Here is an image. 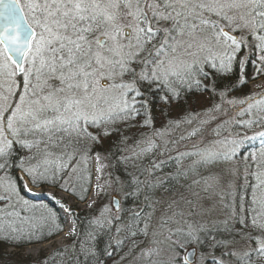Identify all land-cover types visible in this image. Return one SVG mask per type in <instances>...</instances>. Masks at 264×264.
I'll list each match as a JSON object with an SVG mask.
<instances>
[{
  "label": "snow or ice",
  "instance_id": "6c2138e0",
  "mask_svg": "<svg viewBox=\"0 0 264 264\" xmlns=\"http://www.w3.org/2000/svg\"><path fill=\"white\" fill-rule=\"evenodd\" d=\"M249 37L255 41L252 55L264 62V0H0V172L9 168L13 146L19 145L31 154L28 166H19L25 190L31 191L29 182L36 186L49 183L51 174L52 184L69 191L58 184L56 169L65 171L71 166L76 171L73 161L79 164L89 158L88 141L99 143L101 137L122 131L116 124L141 115L142 126H149L152 96L166 92L178 98L174 85L188 91L215 92V84L204 83L209 79L204 65L228 73L235 63L242 71L250 51ZM214 50H219V55H214ZM169 95L159 98L168 102ZM184 122L193 123L191 118ZM89 128H95L96 133ZM197 131L188 135L196 136ZM163 135L154 130L151 136H144L124 159L151 156L161 148L154 137ZM128 139L122 135L120 143ZM224 143H230L224 152L215 145L204 149L193 145L195 151L169 157L176 165L192 159L187 168L178 167L174 174L164 172L168 161L160 158L162 150L141 169L145 179L133 178L135 191L131 195L143 194L147 202V210H133V227L143 223L141 231L149 235L155 205L170 210L162 212L160 230H152L151 235L157 237L152 242L157 246L146 255L157 259L149 264H191L186 246L203 245L206 240L212 249L221 251L219 256H201V264L209 259L210 264L264 260V165H255L251 183L244 175L238 191L234 179L225 188L218 175H200L202 167L245 159L237 152L242 140ZM261 143L264 154V139ZM229 172L236 177V170ZM182 179L187 181L184 187L190 197L174 192L156 199L157 191L171 192ZM213 200L228 210L224 219L210 221L216 233L228 234L226 239L217 238L213 229L201 222L216 211ZM0 201L11 209H0V240L17 245L39 242L17 226L24 218L15 205L22 202L28 206L20 197V187L8 181ZM114 203L119 208V201ZM64 211L72 210L65 207ZM49 213L55 219V211L49 209ZM168 221L175 227H167Z\"/></svg>",
  "mask_w": 264,
  "mask_h": 264
},
{
  "label": "trees",
  "instance_id": "16d2710c",
  "mask_svg": "<svg viewBox=\"0 0 264 264\" xmlns=\"http://www.w3.org/2000/svg\"><path fill=\"white\" fill-rule=\"evenodd\" d=\"M255 41L249 37V55L244 63L242 71L238 69L235 63L228 73H221L204 65V71L209 73V79L204 80L205 84L209 86L215 84L216 90L203 91L193 89L188 91L184 86L179 84L174 85L179 92L178 98H172L166 92H158L151 98V120L152 123L145 127L142 126L144 116H137L135 120H129L126 123H118L115 127L120 128L121 132L113 133L111 136L101 137L99 143H92L88 141L91 151L88 153L90 163L87 174H82L74 177L69 176L71 166L65 170L60 171L56 169V180L58 184H63L69 191H65L57 184H52L51 174L49 175V183L40 186L32 185L36 188L47 185L56 190L67 193L77 203H85L91 193L92 188V158L98 157L106 167L105 178L108 182L116 185H123L125 197L123 199L122 208L119 212L120 218L110 217L106 213H99L96 209L81 210L76 206L69 207L72 211V217L75 223V231L69 239V244L60 247L48 255L41 256L33 262L27 260L23 264H114L119 260L130 248L135 240L141 237V227L143 223L138 222V227L132 226V212L146 209V201L144 195L137 193L131 195L135 191L133 183L134 177L145 179L141 175V169L148 166L149 160L156 159L160 151H164V155L160 157L168 161V167L164 169L165 173H175L178 167L187 168L192 163V159H184L182 165H176L169 157L177 156V143L184 144L188 148L189 141L200 139L199 149L212 147L224 152L230 147V143H224L231 140H242V145L237 149L240 156L245 159L236 158L232 161L222 162L217 165H209L199 169L200 175H218L220 179L235 180L237 191L241 184H244L242 177L248 175L249 183L253 181L251 173L256 171L255 165H264V154L261 153L262 139L264 133V86L256 92L250 88V83L256 80L264 79V62L252 55L254 51L251 46ZM239 58V57H238ZM259 70V74L257 71ZM223 93V95H222ZM169 95L168 102L161 100L159 97ZM233 101V103H229ZM243 101V102H241ZM165 105V108L163 107ZM251 105V108H249ZM215 106V111H210ZM154 115H158L154 118ZM190 116L192 125L179 121L177 127L178 117ZM153 117V118H152ZM176 118L177 121L168 122L173 126L170 134L154 137L156 143L161 145V148L156 149L151 156H144L138 160H125L124 157L129 155V148L134 147L136 141L142 139L144 136H151L154 130H158L160 125H164L169 120ZM134 125L128 127V125ZM196 127V136H189L190 132L181 131L184 128ZM97 131L95 128H89ZM146 129V130H145ZM141 130H145L141 131ZM127 136L129 139L126 143L121 144V136ZM170 135V136H169ZM185 136V139H180ZM13 156L11 164L6 171L0 172V177L4 176L6 181L14 182L20 187V197L28 201L27 207H19L15 205L16 211L20 212L23 217V222L17 223L25 234L32 233L39 242L24 241L22 244H13L0 240V258L3 257L2 251L8 247L21 249L26 246L38 243L48 242L60 236L66 227V221L59 209L52 203L51 200L33 199L28 196L25 189L21 186L19 180V173L21 163L23 165L29 164L30 153L27 150L20 149L19 145H14ZM186 150V149H183ZM192 151V150H190ZM180 153V152H178ZM253 156L255 157L253 159ZM34 163V162H33ZM55 168V166H52ZM229 169H234L237 172L236 177H233ZM198 178V177H193ZM3 180H0V185ZM187 181L181 180L179 185L173 187L174 192H185L184 185ZM228 185V182H227ZM226 185V186H227ZM226 187L225 185H223ZM227 188V187H226ZM142 192L147 193V189L140 185ZM199 191V189H196ZM157 191L156 193H158ZM184 193V194H185ZM190 194V193H188ZM157 195V194H156ZM83 197V198H81ZM38 201V202H37ZM64 206L66 204L62 201ZM239 196L236 197V211L239 212ZM248 199H245V215H247ZM52 209L56 213L55 219L49 213ZM225 211L228 212L226 209ZM113 216V215H112ZM57 225L60 229H57ZM240 227L239 224L236 225ZM213 232L217 238H228L227 233H216L214 227ZM136 231L137 235L132 236L131 232ZM248 231H252L251 228ZM51 233V234H50ZM255 234V233H254ZM117 241H123L122 244H117ZM210 241L206 240L203 245L197 243H190L192 247H197L198 257L203 254L212 253L219 256L220 249H212ZM186 246V247H187ZM255 247V244H252ZM107 253H111L108 255ZM204 264H210V259L206 260ZM256 264H264V260H257Z\"/></svg>",
  "mask_w": 264,
  "mask_h": 264
},
{
  "label": "rangeland",
  "instance_id": "374dc122",
  "mask_svg": "<svg viewBox=\"0 0 264 264\" xmlns=\"http://www.w3.org/2000/svg\"><path fill=\"white\" fill-rule=\"evenodd\" d=\"M213 54L219 55V50H214ZM262 86H264V79L256 80L250 83V88L253 92H256ZM163 107L165 108V105H163ZM157 116L158 115H154V118H156ZM188 118H191V117L190 116H187L184 118L178 117L177 119H178V122L182 120L184 122ZM177 119L173 118L172 121L169 120L167 121L166 124L160 125L158 130L161 132H164V135L170 134L172 132L171 128L173 126L171 125V123L168 124V122H174V121H177ZM165 128H167L166 132L164 131ZM195 128L196 127L190 126L189 128H184L181 131L191 132L193 130H196ZM90 130L93 134L96 133L95 130L93 129H90ZM145 130H141V131L146 132ZM162 138L164 139V136H162ZM177 144H178L177 151L180 153L190 151V150L195 151L196 148H200V146L202 145V143L200 144V139H195V141L190 140L188 143V148L184 147L185 146L184 144L186 143H177ZM193 145H196V148H194ZM183 149H186V150H183ZM178 152L176 153L178 154ZM89 163H90V157L86 159L85 161L80 162L79 164H76V162L73 161V164L76 166V171H72V168H71V170H69L68 178L71 177L70 175H73L74 177H76L78 175H82L85 173L87 174ZM24 166H27V164H25ZM106 172H107L106 167L103 164V162L98 157L94 156L92 158V188H91V193L89 195V198L85 203H77L67 193L56 190L55 188L49 187L47 185L36 188L31 184V182H29L28 188H30L31 191L25 190L28 196L33 199H43L46 197L47 200H51L52 203L56 205V207L62 213L63 217L65 218L66 225H68L70 221L72 222V229L66 232V228H65V231L60 236L48 242L32 244V245L26 246L21 249H16L13 247H8L6 249H3L2 251L3 257L0 258V264H23V263H26L27 260L29 262H33L35 259L41 256L48 255L51 252L55 251L56 249L60 247H64L67 244H69V239L75 231V223H74L71 212L69 213V212L64 211L65 206L62 203V201L66 204V208H69L70 206L71 207L76 206L77 208L81 210H92V209L97 208V211L99 213H106L110 217H115V219L116 218L119 219L120 218L119 212L122 208L123 199L125 197L124 188H123V185L119 186V185L108 182L107 179L105 178ZM19 176H23V172H20ZM24 179L27 180V177H24ZM0 180H3V184L0 185V195H2L4 193V188L7 187L8 181L5 180L4 176L0 177ZM220 181L222 185L226 186L227 182H229L230 180L220 179ZM156 194H157L156 199H160L162 197L167 198L168 196L173 195V194L164 193L162 191H159ZM185 195L190 197L191 194L185 193ZM201 195H203V193H201ZM114 196H118L120 198V208L117 211L115 210V207L113 205L112 199ZM51 197H56L57 199L53 200L51 199ZM212 202L217 203L216 211H214L210 216L205 217L201 221L203 223H206L209 228L214 227L213 224L210 223V221H217L220 219H224L228 215V212L225 211L226 208H223L222 206H220L218 201L213 200ZM212 202H209V203H212ZM18 204H19V207H25L22 204V202ZM173 207H175V205ZM155 208H156V211L154 212L152 219L149 222V228H148L149 235H144L143 232L141 231L142 238L135 240L132 243L131 248L119 260L116 261L117 263H114V264H149L150 260L157 259V257L155 256L149 257L146 255L147 251L150 248L157 246L153 244L152 242L157 237H153L151 233H152L153 228H156L158 231L160 230L159 226L161 223L160 218H161L162 212H167L170 210L165 208L163 204H157L155 205ZM0 209H5V211L11 210V209H6L5 202H2V201H0ZM197 219H199V217ZM143 227L144 225L141 227V230L143 229ZM167 227L174 228L175 225L173 224L172 221H168ZM164 231H166V229H164ZM192 246L193 245L187 246V250L190 249ZM204 255L206 254H203V256ZM201 256L199 257L197 256L196 264H201V260H200ZM205 261L206 260L203 261V264Z\"/></svg>",
  "mask_w": 264,
  "mask_h": 264
},
{
  "label": "water",
  "instance_id": "95a60500",
  "mask_svg": "<svg viewBox=\"0 0 264 264\" xmlns=\"http://www.w3.org/2000/svg\"><path fill=\"white\" fill-rule=\"evenodd\" d=\"M112 200H113V205L115 207V210L116 211L119 210V208H120V198L118 196H114ZM117 200L119 201V208H117L116 205H115V203H114ZM187 255L189 257V260H190L191 264H195L196 263L197 256H198V249H197V247H191L190 249H188L187 250Z\"/></svg>",
  "mask_w": 264,
  "mask_h": 264
},
{
  "label": "bare ground",
  "instance_id": "6f19581e",
  "mask_svg": "<svg viewBox=\"0 0 264 264\" xmlns=\"http://www.w3.org/2000/svg\"><path fill=\"white\" fill-rule=\"evenodd\" d=\"M66 232L70 231L72 229V222L70 221L68 225H66Z\"/></svg>",
  "mask_w": 264,
  "mask_h": 264
}]
</instances>
